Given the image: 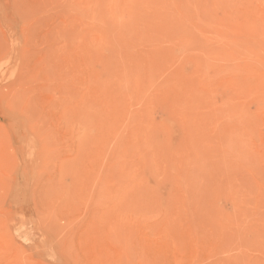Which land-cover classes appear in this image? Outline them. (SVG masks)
<instances>
[{"label": "rangeland", "instance_id": "374dc122", "mask_svg": "<svg viewBox=\"0 0 264 264\" xmlns=\"http://www.w3.org/2000/svg\"><path fill=\"white\" fill-rule=\"evenodd\" d=\"M0 264H264V0H0Z\"/></svg>", "mask_w": 264, "mask_h": 264}]
</instances>
